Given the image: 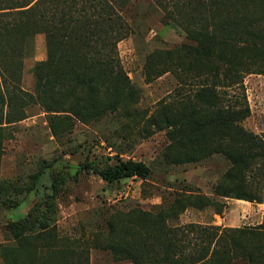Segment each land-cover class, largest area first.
I'll return each instance as SVG.
<instances>
[{"label": "rangeland", "instance_id": "obj_1", "mask_svg": "<svg viewBox=\"0 0 264 264\" xmlns=\"http://www.w3.org/2000/svg\"><path fill=\"white\" fill-rule=\"evenodd\" d=\"M164 14L153 0H132L124 11L133 31L118 49L129 82L114 109L92 102L77 117L46 112L26 98V116L8 122L0 102V264H136L102 246L114 238L110 222L162 215L171 224L219 225L218 215L229 210L236 198L215 188L226 183L232 162L218 150L226 140L210 121L230 97L212 105L198 94L204 78L196 77L195 40ZM31 43L22 85L33 92V66L47 56L46 34L36 33ZM167 49L170 56L159 53ZM262 68L243 74L251 112L242 124L264 140ZM123 160L144 161L151 171L146 178L106 181L84 168ZM249 179L250 192L264 196V180ZM25 217L30 223L13 231L12 222Z\"/></svg>", "mask_w": 264, "mask_h": 264}, {"label": "trees", "instance_id": "obj_2", "mask_svg": "<svg viewBox=\"0 0 264 264\" xmlns=\"http://www.w3.org/2000/svg\"><path fill=\"white\" fill-rule=\"evenodd\" d=\"M153 1L164 11L163 20H179L195 40L190 48L196 57V77L204 78L198 94L212 105L220 97H230L225 108L217 106L212 111L210 121L221 140H226L218 150L232 162L226 183L217 184L216 191L264 202V196L249 190L250 177L259 175L264 180V140L242 124L251 112L243 91V74L263 71L264 66V0ZM131 3L0 0V102L6 110L5 120L26 116V98L46 112H68L77 117L92 102L103 110L114 109L129 82L118 43L133 31L124 15ZM38 32L46 34L47 56L33 66L32 92L22 85V70L24 57L32 51L31 37ZM171 51L159 53L170 56ZM84 168L106 181L146 178L151 171L141 160H123L104 168L89 163ZM28 223L29 217L12 222V230ZM221 226L171 224L162 215L130 225L121 219L110 222L114 238L102 246L113 250L117 259L128 258L136 264H235V258H241V264H264V219L250 227ZM72 264L85 263L76 260Z\"/></svg>", "mask_w": 264, "mask_h": 264}, {"label": "crops", "instance_id": "obj_3", "mask_svg": "<svg viewBox=\"0 0 264 264\" xmlns=\"http://www.w3.org/2000/svg\"><path fill=\"white\" fill-rule=\"evenodd\" d=\"M229 210L224 211V215H218L219 225L238 226L240 223L248 225H258L264 219V203L251 202L244 199L232 200ZM237 214V216H235ZM235 216V217H234Z\"/></svg>", "mask_w": 264, "mask_h": 264}]
</instances>
